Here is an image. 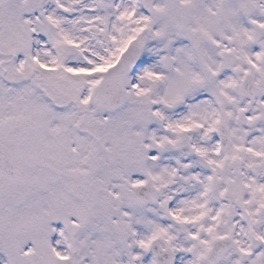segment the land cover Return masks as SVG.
I'll return each instance as SVG.
<instances>
[{"label":"snow or ice","instance_id":"obj_1","mask_svg":"<svg viewBox=\"0 0 264 264\" xmlns=\"http://www.w3.org/2000/svg\"><path fill=\"white\" fill-rule=\"evenodd\" d=\"M0 264H264V0H0Z\"/></svg>","mask_w":264,"mask_h":264}]
</instances>
